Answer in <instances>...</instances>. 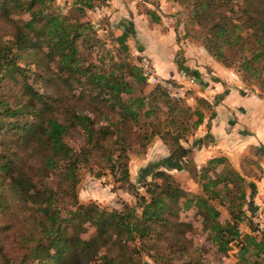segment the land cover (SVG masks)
I'll list each match as a JSON object with an SVG mask.
<instances>
[{
    "label": "trees",
    "instance_id": "16d2710c",
    "mask_svg": "<svg viewBox=\"0 0 264 264\" xmlns=\"http://www.w3.org/2000/svg\"><path fill=\"white\" fill-rule=\"evenodd\" d=\"M242 2L247 5L240 6ZM48 3L50 0H0V28L14 23L10 38L0 37V191L7 185L8 191L16 194L20 205L15 202L8 209L27 229L19 260L7 261L0 246V264H142L136 255L137 246L129 241H145L154 234L166 245V254L158 257L167 259L164 264H171L175 250L171 244L180 239L187 241L186 223L171 219L180 210L184 196L186 205L192 207L193 203L203 215L218 251L227 253L229 244L240 238L238 222L244 219V211L237 208L236 202L246 198V191L242 189L234 197L229 192L230 183L238 187L244 183L238 172L212 177L209 171L195 166L203 191L189 196L172 184L166 170L155 172L154 179L161 181L146 182L153 168L150 166L141 170L139 179L149 194L138 195L136 205L126 204L118 211L79 204V169L92 161L98 165L97 177L109 170L116 182L135 188L130 181L128 151L136 150L141 135L134 131V124L154 110L144 111L150 104L148 96L143 89L136 95V86L123 74L85 65L78 42L89 25L70 15L48 12ZM238 12L242 14L234 16ZM20 14H29L30 18H14ZM192 18L203 25L206 46L217 58L229 66L237 63L248 74L264 71V0H195ZM128 35L125 31L120 41L125 42ZM82 43L88 44L86 39ZM125 67L138 84L144 82L140 67L127 64L120 68ZM78 87L82 90L76 96L74 90ZM194 114L198 115L192 124L196 128L202 124L203 114ZM171 122L178 125L179 121ZM161 132L171 150L160 166L186 170L191 148L171 131ZM70 134L80 136V143L71 145L67 141ZM156 134L160 133L152 131L151 137ZM227 161V157H215L210 169L217 171V164ZM221 185L224 188H219ZM215 197L227 204L234 222L218 221L220 212L210 203ZM0 199L2 203L7 201L3 194ZM87 223L95 226L96 232L83 238L80 232L87 230ZM7 227L1 223L0 231ZM238 243V264H264V231L245 234ZM189 256L193 254L189 252Z\"/></svg>",
    "mask_w": 264,
    "mask_h": 264
},
{
    "label": "rangeland",
    "instance_id": "374dc122",
    "mask_svg": "<svg viewBox=\"0 0 264 264\" xmlns=\"http://www.w3.org/2000/svg\"><path fill=\"white\" fill-rule=\"evenodd\" d=\"M194 2L195 0H50L48 3L50 5L47 8L48 12L54 10L63 15H70L74 20L78 19L89 25V30L81 36L78 42L81 49L80 56L85 65H91L89 67L93 70L97 69L95 67L97 65L108 73L114 71L123 74L136 86V95L141 94L143 89L148 96L150 104L145 107L144 111L149 108L154 110L151 116L142 115L139 122L134 124V131L141 135L136 141V150L128 151L130 181L135 188L129 189V184L116 182L109 170H106L105 175L97 177L95 174L98 165L92 161L88 166L82 165L79 169L77 199L79 204H96L108 210L122 211L126 204L136 205L138 195L149 194L148 187L141 185L139 179L142 174L141 170L150 166L153 168L147 173L146 182L161 181L160 178L154 179L155 172L166 170L171 175L172 184L179 185L189 196L202 194L203 191L201 178L199 174H196L195 166L198 169L209 171L212 177H217L219 173L229 175L231 172H238L244 177V183H239V187L230 183L229 192H232V197H234L235 194L240 195L242 189L246 191V198L238 199L236 202L237 208L244 211V215L242 213L244 219L238 222L240 238L229 244L230 248L227 253L218 251V246L211 240L210 228L206 227L203 222V215L198 212L193 203L192 207L186 205L185 196L180 202L181 208L177 215L171 217L177 223L187 225L184 226V237L187 241L180 239L171 244L173 249L178 250V252L172 250L171 264H238V242L245 234L259 235L264 231V145L257 138L255 139V136L251 138L254 144L250 150L231 152L230 156L228 153L222 154L221 157H227L228 161L217 164L216 169L219 170L217 172L215 169H210V161L213 158L209 157L214 148L207 149L206 145L212 140L207 134L210 133L212 120L218 114H222L219 111L221 99L227 96L231 89H237L242 95L252 99L257 97L264 104V71L260 75L256 74L259 77L248 74L237 63L229 66L208 50L205 29L192 18ZM89 3H93L94 6L90 7ZM240 4L242 7L247 5L246 2ZM77 7H81L84 11ZM241 14L238 12L234 16ZM14 18L29 19L30 15H14ZM13 27L14 23L9 22L2 25L0 28L2 40L10 38ZM125 31H128L129 35L125 42H121L119 37ZM83 39L87 40V45L82 43ZM159 45L164 47V53H160L162 51L159 50L158 52L168 59L169 66L167 67L179 72L181 78L179 80L172 78L168 71L157 68L158 73L162 77L189 84V92L182 97L170 96L166 90L158 88L145 78L142 84H138L136 79L129 75L130 72L126 67L120 68L127 64L140 67L142 58L150 56L149 51L153 48L156 53ZM43 48L47 50L48 47L44 45ZM152 59L154 61V58ZM53 66L57 68L58 63L54 62ZM132 71L138 72L137 69H132ZM81 90L79 87L75 89L74 95H79ZM78 107H81L80 104ZM195 111L203 114V122L196 128L192 125L198 119V115L194 114ZM171 119L178 120V125L172 124ZM233 120L237 119L225 120L227 121L224 126L225 130L236 127ZM185 126H188L187 131H185ZM152 131L160 134L151 137ZM161 131H171L174 136L181 137L180 141L184 146L191 148L188 156L190 163L186 165V170H167L160 166L171 150L161 138ZM203 135L207 137L205 136L202 142L199 139ZM79 137L70 134L67 141L71 145H76L81 141ZM201 146L204 148L203 151L200 149ZM90 166L95 170H92ZM219 188L224 187L221 185ZM2 194L7 201L2 203L3 200L0 199V225L3 223L8 227L1 228L0 240H3L0 241V246L4 247L3 254L7 261L17 262L24 251L26 241L23 233L27 229L25 230L23 221L14 218V211L8 209L15 202L20 205L16 201V194L10 193L7 185L4 190L0 191V197ZM210 203L215 205L220 212L218 217L220 223L235 221L227 204L221 202L219 198L210 199ZM2 207L4 210H1ZM85 226L87 230L84 232L81 230V237L88 238L95 234V226L88 223ZM9 237L11 240L5 241ZM12 241L16 242L12 243ZM129 243L137 246L139 253L136 255L141 257L142 264H164L167 260L158 257V255L166 254L164 252L166 245H163L164 241L156 234L145 241L138 239L136 243L132 241ZM180 248L184 249L183 254L179 251ZM189 252L193 256H189Z\"/></svg>",
    "mask_w": 264,
    "mask_h": 264
},
{
    "label": "crops",
    "instance_id": "0c3cea01",
    "mask_svg": "<svg viewBox=\"0 0 264 264\" xmlns=\"http://www.w3.org/2000/svg\"><path fill=\"white\" fill-rule=\"evenodd\" d=\"M154 50L155 48L150 50L149 54L151 58H154L153 62L157 68L159 70L168 71L172 78L179 80V78H181L179 72H175L170 67L168 68V59L160 55V53H164V47L159 45L156 53ZM158 50L162 52L159 53ZM145 51H148L147 48H145ZM219 111H221L222 114H218L217 117L212 120L210 124V133L207 134L212 140L209 141L206 147H208L207 149L214 148L209 158H215L227 153L230 156V154H232L231 152L239 150L246 152L253 147L252 144L254 143L251 141V138L255 136V139L257 138L259 142L264 145V104L261 103L259 98L256 97L252 99L249 96L242 95L237 89H231L229 94L221 99ZM228 118L237 119L232 121L236 123V127L225 130L224 126L227 122L225 120ZM205 136L206 135H203V137L200 138L202 142ZM201 147L200 149L203 151L204 148L203 146Z\"/></svg>",
    "mask_w": 264,
    "mask_h": 264
},
{
    "label": "built area",
    "instance_id": "2783aa9c",
    "mask_svg": "<svg viewBox=\"0 0 264 264\" xmlns=\"http://www.w3.org/2000/svg\"><path fill=\"white\" fill-rule=\"evenodd\" d=\"M143 77L155 86L166 90L170 96L182 97L189 92V84L179 83L177 80L162 77L150 56H145L140 61Z\"/></svg>",
    "mask_w": 264,
    "mask_h": 264
}]
</instances>
